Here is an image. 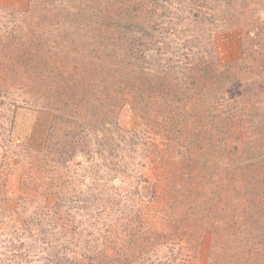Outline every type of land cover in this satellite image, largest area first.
I'll return each instance as SVG.
<instances>
[{
	"label": "rangeland",
	"instance_id": "374dc122",
	"mask_svg": "<svg viewBox=\"0 0 264 264\" xmlns=\"http://www.w3.org/2000/svg\"><path fill=\"white\" fill-rule=\"evenodd\" d=\"M160 4L0 0V264H264V0Z\"/></svg>",
	"mask_w": 264,
	"mask_h": 264
},
{
	"label": "trees",
	"instance_id": "16d2710c",
	"mask_svg": "<svg viewBox=\"0 0 264 264\" xmlns=\"http://www.w3.org/2000/svg\"><path fill=\"white\" fill-rule=\"evenodd\" d=\"M152 2H153L154 7L159 8V5H161L160 3H162V0H152ZM172 4L173 3L169 2L168 5H165L162 8H160V11L158 9H152L153 11H155V13L150 9V13L152 15H154L155 18H151V19L147 20V22L145 21L143 23H138V24H135L134 21H130L128 23L123 22V24L120 22L121 25H125V26H128L130 28L133 26H134V28L136 26H139V25L142 26L143 35H138L135 37L132 36V38H131L132 40H130V43H129L130 52H129V55H127L128 58H131V60L134 61V64H132V65L136 69L139 68V75L140 76H141V72L144 73V69L147 68V66L153 65V64L156 67L155 72L158 73L159 75H164V77L172 75L174 79H177V77L180 73L174 67L169 68L170 63H173V64L176 63L175 62L176 60L173 61L175 59L174 56L176 53L173 52L172 50H168V49H170V47L168 45V40L175 34H172L170 29H169L170 23H168L167 26L164 27L165 21H168L170 19L169 17L171 16V14L173 12V10H172L173 8L171 7ZM195 8L196 9H194V10L192 9V7L188 8L187 10L184 9L182 13L176 12L175 15L176 16L178 14L182 15L184 13H186V15H190V14L192 15V14H198V12H201V10L198 6H195ZM179 10H182V9H179ZM157 11H159L160 13ZM173 24H175L177 26L182 25V24H178V23H173ZM208 25H209V27L213 26L211 24V22ZM182 26H187V25H182ZM139 32H140L139 30L136 31V33H139ZM245 35H246L247 39H250V40L254 39L253 32L252 33L246 32ZM189 37L190 36H188L186 38V42H184V45L182 46L183 49H186L188 46H192L193 44L197 45V43H193L196 40V38L189 39ZM151 41H153V43L155 45L156 44L160 45V47H158L157 50H155L154 52H151L150 47H145V45H147V43H150L152 46L153 43H151ZM177 44L180 45L179 43H177ZM188 44H191V45H188ZM251 45H253V47L255 46V44H251ZM165 47L168 48V49H166L168 52L171 51L172 53L166 54L167 52H166V50H164ZM184 53H187V52H184ZM198 53L199 52H197L194 56L198 57ZM170 55H172V56L170 57ZM130 75H132V74L130 73ZM124 79L126 82H123V83H125L126 85H129V84L134 85V82H133L134 79H131L129 75L124 76ZM137 85H138V83H137ZM175 91H176V89H175ZM18 254L24 258L27 256L21 247L16 246L14 256H16ZM97 264H100V263H97Z\"/></svg>",
	"mask_w": 264,
	"mask_h": 264
}]
</instances>
